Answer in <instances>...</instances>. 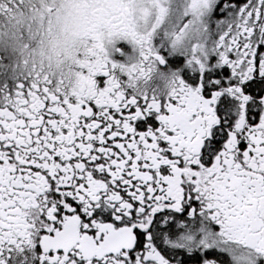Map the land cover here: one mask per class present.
<instances>
[{
	"label": "snow or ice",
	"instance_id": "1",
	"mask_svg": "<svg viewBox=\"0 0 264 264\" xmlns=\"http://www.w3.org/2000/svg\"><path fill=\"white\" fill-rule=\"evenodd\" d=\"M0 264H264V0H0Z\"/></svg>",
	"mask_w": 264,
	"mask_h": 264
}]
</instances>
